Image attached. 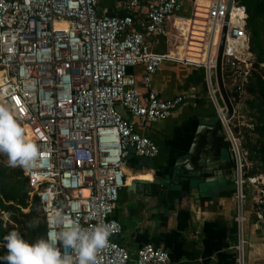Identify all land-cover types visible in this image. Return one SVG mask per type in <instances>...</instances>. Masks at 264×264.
Here are the masks:
<instances>
[{
	"label": "built area",
	"instance_id": "built-area-1",
	"mask_svg": "<svg viewBox=\"0 0 264 264\" xmlns=\"http://www.w3.org/2000/svg\"><path fill=\"white\" fill-rule=\"evenodd\" d=\"M99 3L0 0V103L16 112L39 146L38 166L28 172L21 170L29 199L35 196L39 200L45 235L51 211L75 203V212L67 207L65 212L83 226L112 225L109 245L98 253V264L131 262L128 250L115 240L122 227L112 214L125 186L129 152L151 160L159 150L119 108L145 125L166 120L182 102L181 96L164 100L153 89L152 77L169 57L153 53L151 42L166 36L167 21L183 10L190 15L176 53L182 49L187 54L198 42L195 47L205 60L192 65L204 71L208 97L234 156V197L240 209L249 197L264 214V176L247 175L241 131H233L231 121H225L226 109L218 101L215 81L218 46L226 28L222 72L226 89L238 96L232 102L235 115L254 70L245 8L236 0L231 5L229 0H119L122 15L110 16L99 13ZM60 23L66 26L58 28ZM199 25L203 31L198 30ZM197 31L202 32L200 41L194 40ZM138 66H143L145 94L131 71ZM237 221L241 224L243 217L239 215ZM132 261L169 264V257L163 248L146 243L136 250ZM237 261L244 264L241 254Z\"/></svg>",
	"mask_w": 264,
	"mask_h": 264
},
{
	"label": "crops",
	"instance_id": "crops-1",
	"mask_svg": "<svg viewBox=\"0 0 264 264\" xmlns=\"http://www.w3.org/2000/svg\"><path fill=\"white\" fill-rule=\"evenodd\" d=\"M118 7L119 0H100L98 9L100 14L117 15L122 13ZM185 13L189 11L169 18L166 36L151 42L153 53L172 54L152 77L153 89L164 100L181 96L182 102L166 120L145 125L119 108L138 132L154 142L159 153L150 160L129 152L124 167L125 186L112 214L122 227L115 240L133 258L136 250L146 243L163 248L169 264H238L240 254L244 264H264V214L256 210L249 197L239 208L234 197L233 163L214 165L213 173H204L201 178L188 177L189 167L195 170L199 163H204L199 156L207 134L214 145L224 146L228 153L231 150L217 119L216 107L208 97L204 71L192 65L205 60L195 47L198 42L192 44L187 54L182 49L176 53L186 23ZM198 30L203 31L204 27L201 25ZM131 71L138 89L145 94L141 85L143 66ZM218 101L223 105L219 94ZM200 129L203 135L197 145L199 152L190 156L186 164L183 159ZM203 156L205 163L210 160L208 165L215 163L211 155ZM176 169L181 176L174 173ZM245 191L247 194L248 190ZM239 215L243 217L241 224L237 221Z\"/></svg>",
	"mask_w": 264,
	"mask_h": 264
},
{
	"label": "clouds",
	"instance_id": "clouds-1",
	"mask_svg": "<svg viewBox=\"0 0 264 264\" xmlns=\"http://www.w3.org/2000/svg\"><path fill=\"white\" fill-rule=\"evenodd\" d=\"M0 154L7 157V166L22 168L26 172L37 167L40 149L30 138L16 112L0 103ZM65 207L77 210L75 203L58 205L48 217L46 235L29 240L17 230L3 237L5 255L0 264H98V253L109 245L112 225L98 222L85 227L76 218H70ZM29 229L35 221H28Z\"/></svg>",
	"mask_w": 264,
	"mask_h": 264
},
{
	"label": "trees",
	"instance_id": "trees-1",
	"mask_svg": "<svg viewBox=\"0 0 264 264\" xmlns=\"http://www.w3.org/2000/svg\"><path fill=\"white\" fill-rule=\"evenodd\" d=\"M238 5L245 8L247 15L246 30L250 39V52L255 55L254 70L245 87L249 99L247 107L253 119L249 130L242 127L241 135L246 142L242 149L247 152L246 159L253 166L247 175L264 176V0H236ZM113 16L114 13L108 14ZM122 15V13L117 14ZM229 94V93H228ZM232 102L238 100L237 94H229ZM255 135V138L252 137ZM253 139V140H252ZM5 155L0 156V212L8 214L5 223L0 219V256L5 255L3 237L11 230H17L25 238L31 240L38 235H45V225L39 200L34 196L32 200L27 195V180L21 168H12L4 162ZM27 210V212H23ZM41 216V221L36 220ZM35 221V227L29 229L28 221ZM131 262L133 257L130 255Z\"/></svg>",
	"mask_w": 264,
	"mask_h": 264
},
{
	"label": "water",
	"instance_id": "water-1",
	"mask_svg": "<svg viewBox=\"0 0 264 264\" xmlns=\"http://www.w3.org/2000/svg\"><path fill=\"white\" fill-rule=\"evenodd\" d=\"M233 0H229V5H231ZM225 36H226V28L222 31V35L220 38L219 46H218V52H217V58H216V68H215V80L218 88V92L220 95V98L222 100V103L226 109V114H225V121L230 122L233 118L234 115V106L232 104V101L228 95V92L225 88L224 81H223V72H222V53H223V47H224V42H225ZM218 123V122H217ZM220 127V137H222V128L220 124L218 123L217 125ZM214 131V129H212ZM203 129H200L196 132V136L194 137V141L192 144V147L190 148L188 155L183 159V161H186V164H189L190 162V156H194L198 154L199 149L197 148V145L200 141V137L203 135ZM229 144L227 143V146ZM202 153L199 156V159L201 162L204 163H199L197 169H193L192 167H187L189 169L188 172V177L189 178H201V175L204 173L211 174L213 173V167L214 165H219V164H226V163H233L235 166V160L234 156L231 152H227V149L224 146H221L220 144L214 145V141L212 140L210 134H207L205 138V145L204 147L201 148ZM211 155L215 161L213 164L208 165V161L210 163V160L208 159L207 163H205L204 159V154ZM212 161V162H213ZM174 173L177 174L178 176H181V174L176 170H174ZM234 173L236 174V168H234Z\"/></svg>",
	"mask_w": 264,
	"mask_h": 264
},
{
	"label": "rangeland",
	"instance_id": "rangeland-1",
	"mask_svg": "<svg viewBox=\"0 0 264 264\" xmlns=\"http://www.w3.org/2000/svg\"><path fill=\"white\" fill-rule=\"evenodd\" d=\"M183 17L184 18L185 17L188 18L189 17V13H185ZM199 27H201V25L198 26V29H199ZM199 36H202V34L198 35V31H197L196 37L194 39L197 40V41H200L201 37H199ZM249 49H250V43H249ZM252 55H253V65H254V63H255V55L253 53H252ZM228 93L231 94V90L230 89H229ZM249 98L250 97L246 93V91L240 96L239 109H235V115H234V118H232L231 124H230V127H231V129L233 131H236V129H241L242 130V127L246 128V129H249V130L253 129V126L251 125V123L253 122V119L250 116L251 112L249 111V109L247 107V104H246V101ZM252 138L254 139L255 135ZM244 141L246 142L245 138L243 139V136H242L241 146L244 143ZM245 153L247 154L246 151H245ZM0 156H2V154H0ZM0 161H2V159H0ZM6 161H7V157H5L4 162H6ZM248 164H249V168H251L253 166V163H249L248 162ZM23 212H27V210H24ZM0 219L3 220V222L5 223L6 221H8V214H6L4 212H0ZM39 221H41V216H39V218L36 220V222H39Z\"/></svg>",
	"mask_w": 264,
	"mask_h": 264
},
{
	"label": "bare ground",
	"instance_id": "bare-ground-1",
	"mask_svg": "<svg viewBox=\"0 0 264 264\" xmlns=\"http://www.w3.org/2000/svg\"><path fill=\"white\" fill-rule=\"evenodd\" d=\"M56 26L58 27V28H64L66 25L65 24H63V23H60V24H56ZM216 41H217V38H216ZM172 54H170V55H168V56H171Z\"/></svg>",
	"mask_w": 264,
	"mask_h": 264
}]
</instances>
